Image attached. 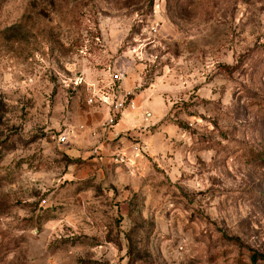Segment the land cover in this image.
<instances>
[{"label":"rangeland","instance_id":"obj_1","mask_svg":"<svg viewBox=\"0 0 264 264\" xmlns=\"http://www.w3.org/2000/svg\"><path fill=\"white\" fill-rule=\"evenodd\" d=\"M34 1L0 10V264L264 253V0L35 1L20 25Z\"/></svg>","mask_w":264,"mask_h":264},{"label":"trees","instance_id":"obj_2","mask_svg":"<svg viewBox=\"0 0 264 264\" xmlns=\"http://www.w3.org/2000/svg\"><path fill=\"white\" fill-rule=\"evenodd\" d=\"M6 1L7 0H0V10L2 9V6ZM35 1L39 2L38 7L41 8L44 6V8L41 9V14L44 11V20H49L51 17H65V18L76 17L80 12L82 4L85 1L88 2L89 0H35ZM35 1L32 4H29V6L27 7L26 12L19 23L20 25L22 24L24 26H29L31 20L30 12L33 11V8L37 6L35 5ZM91 1L93 2L94 0ZM55 21H56L55 18L52 19V22ZM255 158H257L259 162H264V151L261 153V155H257L256 153ZM224 240L232 243L233 245H236L238 248H245L244 251H240V254L245 258L240 259L236 263H232V264H264V253H261L254 249H247L246 247H242L243 245L235 239L224 237Z\"/></svg>","mask_w":264,"mask_h":264},{"label":"built area","instance_id":"obj_3","mask_svg":"<svg viewBox=\"0 0 264 264\" xmlns=\"http://www.w3.org/2000/svg\"><path fill=\"white\" fill-rule=\"evenodd\" d=\"M90 102H91V101H90ZM90 102H89V103H90Z\"/></svg>","mask_w":264,"mask_h":264}]
</instances>
